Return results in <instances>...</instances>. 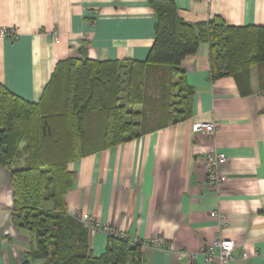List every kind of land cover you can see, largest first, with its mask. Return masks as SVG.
<instances>
[{
    "label": "crops",
    "instance_id": "0c3cea01",
    "mask_svg": "<svg viewBox=\"0 0 264 264\" xmlns=\"http://www.w3.org/2000/svg\"><path fill=\"white\" fill-rule=\"evenodd\" d=\"M173 1L190 23L218 16L227 25L264 26V0ZM155 20L148 0H0V27L16 33L0 37V83L36 102L54 65L81 57L80 47L89 59L143 60L154 41ZM208 49L202 41L181 61L194 89L189 118L68 164L75 173L64 195L68 213H87L100 227L142 240L141 264H206L199 250L217 237L235 244L234 259L225 264H264L259 66L252 67L250 92L242 95L232 77L211 79ZM209 121L218 122L215 134L192 131L193 123ZM211 151L226 156L219 167L225 179L217 187L208 185L202 163ZM11 208L10 171L0 165V264H22L29 247L28 235L12 223ZM155 237L165 247L147 243ZM106 238L89 230L95 256L104 251Z\"/></svg>",
    "mask_w": 264,
    "mask_h": 264
},
{
    "label": "trees",
    "instance_id": "16d2710c",
    "mask_svg": "<svg viewBox=\"0 0 264 264\" xmlns=\"http://www.w3.org/2000/svg\"><path fill=\"white\" fill-rule=\"evenodd\" d=\"M148 2L156 20L145 59H89L80 47L81 57L54 65L36 102L0 83V165L10 171L12 223L29 237L22 264H141L143 241L115 231L100 255L92 253L91 228L66 209L75 179L68 164L189 118L194 89L181 61L200 42L208 43L211 79L230 76L245 95L259 66L264 89V26L218 16L190 23L173 0Z\"/></svg>",
    "mask_w": 264,
    "mask_h": 264
},
{
    "label": "built area",
    "instance_id": "2783aa9c",
    "mask_svg": "<svg viewBox=\"0 0 264 264\" xmlns=\"http://www.w3.org/2000/svg\"><path fill=\"white\" fill-rule=\"evenodd\" d=\"M16 35L13 28L0 27V37ZM264 95V89L261 92ZM218 127L217 121L209 122H196L192 124V131L203 132L207 135L215 134ZM226 162V156L224 152L221 151H211L207 153L203 159L202 163L206 170L207 183L211 187H217L225 179L223 173L220 172L219 167L221 164ZM70 214L76 217L80 221L88 225L92 230L101 231L104 233H110L112 230L107 226L100 227L90 215L87 213H79L77 211H71ZM215 215V213H211ZM148 244L156 247H165V241L160 237H155L147 241ZM235 244L232 239L217 237L211 244L203 245L199 253L202 255L203 260L206 264H215V261H219V264H225L234 259L233 250ZM195 254L193 255V257ZM246 256V254H243Z\"/></svg>",
    "mask_w": 264,
    "mask_h": 264
}]
</instances>
